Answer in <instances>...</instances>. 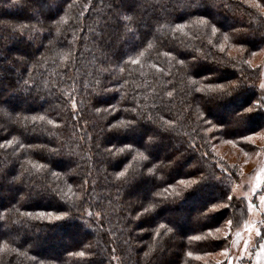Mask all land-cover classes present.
I'll use <instances>...</instances> for the list:
<instances>
[{"label": "trees", "instance_id": "trees-1", "mask_svg": "<svg viewBox=\"0 0 264 264\" xmlns=\"http://www.w3.org/2000/svg\"><path fill=\"white\" fill-rule=\"evenodd\" d=\"M263 11L264 0H0V19L29 25L22 35L0 25V264H217L201 256L227 246L249 210L233 194L237 168L220 166L209 137L241 146L264 129L258 68L245 60L264 49ZM225 193L232 205L210 212ZM229 220L225 238L215 229Z\"/></svg>", "mask_w": 264, "mask_h": 264}, {"label": "rangeland", "instance_id": "rangeland-1", "mask_svg": "<svg viewBox=\"0 0 264 264\" xmlns=\"http://www.w3.org/2000/svg\"><path fill=\"white\" fill-rule=\"evenodd\" d=\"M253 4L258 6L255 2ZM236 50H230V53H239ZM239 54L243 55L242 53ZM245 60L252 68H258L259 80L257 82V87L261 90L260 84L264 83V49L247 55ZM261 91L264 92V90ZM223 111L224 110H222V112ZM227 115H229V113H227ZM247 136L251 137V140H243V146H240L237 143H228L230 140L226 138L210 136L209 146L216 155L215 157L218 158L221 167L226 170H229V167L237 168L238 180L233 186V194L236 197L245 198L249 204L252 196L258 191V194L255 197L256 203H254L256 208H254L252 212H249V216L246 220L248 223H254L256 221H264V216L260 215L261 205L259 201V197L264 195V190L259 192L264 186V179L261 180V188L257 189L255 192L252 191V187L257 181V176L264 175V173H262V170H264V129L247 134ZM246 145L249 151L246 150ZM242 148L243 151H241ZM245 152L247 155H245ZM255 227L264 229V223L255 224ZM227 230L228 223L226 224V227L222 226L220 234L224 235V232ZM232 232L231 241H229L227 246L216 252L201 256L202 261H212L217 263L219 260L221 262L225 261L227 264V258L222 252L223 249L228 248L229 253L233 256L232 264H264V254L257 258L258 246L256 248V245L258 238L255 236V230H253L252 233H249L246 230L244 223L241 228ZM237 232H240V236L236 235ZM220 234L219 236L221 237ZM250 236V246L245 252L243 251L245 247L244 240L249 239Z\"/></svg>", "mask_w": 264, "mask_h": 264}, {"label": "snow or ice", "instance_id": "snow-or-ice-1", "mask_svg": "<svg viewBox=\"0 0 264 264\" xmlns=\"http://www.w3.org/2000/svg\"><path fill=\"white\" fill-rule=\"evenodd\" d=\"M13 2L14 3H17V2H19V0H13ZM33 13H35V10H33ZM32 18L33 19H36L37 23H39L42 26V28L45 26V23L46 22L44 20H41L38 15H35L34 14ZM123 19L125 21H131L132 20V17H130V16H124ZM66 20H67V17L66 16H61L59 18V20H53L51 22V24H48L47 25V32H48V34L49 35L51 34V29H52L53 26L56 27V32L59 33L60 28H59L58 25L63 24V23H66ZM199 23L200 24H206L207 21H205L203 18H201L199 20ZM0 25H3V26H6V27L11 28L13 30V32L19 31V33L21 35L23 34L24 29H26V28L29 27L28 24H25V23H13V22L8 21V20H5V19H0ZM32 27L35 28V25H33ZM184 27H185V25H183V24H176L175 25V28L173 29V31L174 32L177 31V30L183 31ZM125 31L128 32V31H131V30L126 27L125 28ZM211 31H212V34L215 36L217 34V32H218V29H217V27L215 25H213ZM224 39H225V41L228 40L227 34H225ZM209 43H211V41H209ZM49 44L51 45L52 44V41H49ZM149 47H151V45H149ZM220 51L221 52L225 51V48H224V45L223 44L220 45ZM141 55H143V53H141ZM166 55H170V53H166ZM62 58H64V57H62ZM18 59L21 61L22 64H26L27 63V61H26V59L24 57H18ZM198 59H199V57H193V61H196ZM205 59H206V57H205ZM136 62L137 61H132L133 64H135ZM180 63L181 64H184V61H180ZM230 83H231V85H232V87L234 89L235 88H241V87H243V84L242 83L238 84L237 81H231ZM25 84H27V81H25ZM209 88L211 89L212 86L210 85ZM260 88H261V90H264V83H261L260 84ZM215 89H219L223 93L224 90H225V85L218 84V85L215 86ZM197 91L198 92L199 91H204V89H197ZM169 95H171V93H169ZM219 98L220 97H211L210 99L214 100V99H219ZM72 107H73V109L76 108L75 101L73 102ZM256 107L257 108L264 107V99L258 101L257 104H256ZM3 111H4L3 109H0V112H3ZM96 111L99 112L100 109H96ZM127 111L132 112V113H136L137 109L136 108H131V109H128ZM250 112H253V108H251V107L245 108L243 110V113H250ZM4 114L7 115V113H4ZM241 116H242V113H237L236 116L233 119L234 120L235 119H239V118H241ZM197 118L203 120L205 125L212 124L211 121L207 120L204 112H198V117ZM25 119H27V118H25ZM31 119L33 121H35L37 119L43 121L45 119V117L44 116H39V117L33 116ZM143 119H145V121L147 122V121H150L151 120V117H146V118H143ZM48 123L49 124H52L53 121L49 120ZM120 123L122 124L124 122L122 121ZM138 126H139V122L136 119L127 121V128H128V130L136 129ZM111 127L112 128H118L119 125H112ZM216 127H218V125L212 124V128H209L207 130L208 131H212V129L213 128H216ZM153 138L154 137L149 136L148 141L144 143V146L143 147H145L146 150L148 149V145H149V143L151 142V140ZM242 138H243L244 141H250L251 140V137H249V136H244ZM8 143H11V141H8ZM228 143H233L234 144L236 142L230 140V141H228ZM0 146H2V145H0ZM20 147L23 148L24 146L21 145ZM126 149L130 150L131 149V145H127L126 146ZM126 149H120L119 151L123 152ZM53 151H55V150H53ZM241 151H243V148L241 149ZM138 155H139V159H141V160H145V161H148L149 160V157L148 156H145L143 152H140ZM245 155H247L246 152H245ZM136 158L137 157H135V156L133 157V159H136ZM40 167H43V166H40ZM152 171H153L152 168H148V172H152ZM262 173H264V170H262ZM116 175H117V177H123L125 175V172L124 171H120ZM221 178L222 177H217V179H221ZM13 179L19 180V177L17 176V177H14ZM205 179H207V177H201V180H205ZM262 179H264V175H258L257 176V181H256V183L252 187V191L253 192H255L257 189H260L261 188V180ZM179 184L183 185L186 188H189V187H192L193 185H197L198 184V181L197 180H189V181L180 180L179 181ZM169 187L171 188V185ZM69 191H71V185H69ZM164 191L165 192H168L169 189H164ZM171 195H174L175 197H179L181 195V193L175 191V189L173 188L172 189V192H171ZM21 199H23V198H21ZM221 199H226L227 200V203L222 204V205H213L212 209H209L210 212L211 211H215L216 209L221 208V207H223L224 209H227L228 207H230L232 205L234 198H233L232 195H226V193H225L222 196ZM259 201H260V205H261L260 215L261 216H264V195H261L259 197ZM153 207H154V205H149L148 208H145L144 209V212H149ZM254 208H256V205L253 204V203H251V202H249V204H248V210H249V212H252ZM22 215H26V216L32 217V213H30V212H28V213H22ZM68 215H69V213H67V212H62L59 215H56L53 212H40V213H38V215L36 217H33V218L47 219L49 221H61L62 219H64ZM91 215L92 214L89 212L88 213V216H91ZM0 219H2V217H0ZM227 223H228L229 228H231L232 227V221L229 220ZM258 223H264V221H256L254 223L245 222V228H246V230L249 233H252V231L255 230V236L257 238H259L257 258H259L260 255L264 254V229H261L259 227H255V224H258ZM160 227L163 228L164 225H160ZM168 231L171 232L172 229L169 228ZM157 232H159V230H157ZM215 232L216 233H220L221 232V229L220 228H216L215 229ZM230 234H231L230 232H224V237L227 238ZM236 235L237 236H240V232H237ZM196 239H201V237H196ZM250 239H251V236L249 237V239H245L244 240V246L245 247H244V250L243 251H245V252L248 250V248L250 246ZM222 254L227 258V264H232L233 256L229 253L228 248L223 249ZM70 255H76L78 257H84L85 256V252L84 251H79V252H76V253H71ZM189 255H191V253H189ZM217 264H221V261L218 260L217 261Z\"/></svg>", "mask_w": 264, "mask_h": 264}]
</instances>
